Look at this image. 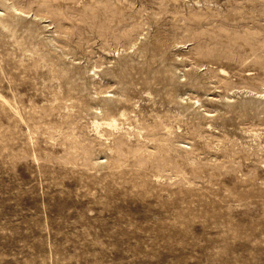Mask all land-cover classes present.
Instances as JSON below:
<instances>
[{"label": "rangeland", "instance_id": "rangeland-1", "mask_svg": "<svg viewBox=\"0 0 264 264\" xmlns=\"http://www.w3.org/2000/svg\"><path fill=\"white\" fill-rule=\"evenodd\" d=\"M0 264H264V0H0Z\"/></svg>", "mask_w": 264, "mask_h": 264}, {"label": "bare ground", "instance_id": "bare-ground-1", "mask_svg": "<svg viewBox=\"0 0 264 264\" xmlns=\"http://www.w3.org/2000/svg\"><path fill=\"white\" fill-rule=\"evenodd\" d=\"M16 10H18V9H16ZM20 11H22V10H20ZM110 114H114V113H110ZM105 116V115H104ZM102 119H104V121L102 122L103 124H105L107 127H109V128H116V126H117V122H116V119H115V117L114 116H112V115H109V113H107L106 112V116L104 117V118H102ZM95 121V120H94ZM93 122V121H92ZM100 123H98L97 125H99ZM97 127V126H96ZM122 133V132H121ZM113 146H114V143H113ZM113 149V148H112ZM117 158V157H116Z\"/></svg>", "mask_w": 264, "mask_h": 264}]
</instances>
